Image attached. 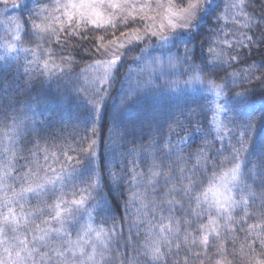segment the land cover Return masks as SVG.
I'll use <instances>...</instances> for the list:
<instances>
[{"label": "snow or ice", "instance_id": "6c2138e0", "mask_svg": "<svg viewBox=\"0 0 264 264\" xmlns=\"http://www.w3.org/2000/svg\"><path fill=\"white\" fill-rule=\"evenodd\" d=\"M252 2L36 0L25 15L20 10L27 0H0L15 25L3 38L7 43L0 42V60L25 53L29 84L66 74L79 50L97 57L83 72L102 69L91 91L78 89L94 111L111 101L121 115L142 97L188 90L212 97L163 127L150 123L139 139L113 130L110 143L120 159L107 181L127 196L123 212L117 204L106 216L96 208L103 177L72 179L84 160L98 154L96 128L72 139L70 155L67 137L41 135L46 121L36 120L31 106L0 113V264H231L220 259L228 255L239 264H264V146L249 158L264 125V104L221 119L253 94L264 101V13L250 12ZM201 20L209 24L202 38ZM100 30L112 33L111 47L97 44L104 39ZM125 42L132 46L121 53ZM131 53L142 66L114 96ZM196 134L201 143H189ZM41 151L43 166L36 162Z\"/></svg>", "mask_w": 264, "mask_h": 264}, {"label": "trees", "instance_id": "16d2710c", "mask_svg": "<svg viewBox=\"0 0 264 264\" xmlns=\"http://www.w3.org/2000/svg\"><path fill=\"white\" fill-rule=\"evenodd\" d=\"M227 3L228 0H224V4ZM35 6L36 0H27L25 7L20 11L27 15L29 14V10ZM248 10L254 12L257 16L264 13V0H259V3L253 0ZM15 15L17 13L12 11L11 16ZM10 18V16L3 12V9H0V42L7 43L3 39L4 36L6 34L10 35L15 31V25L8 22ZM27 27L30 28V23ZM89 27L93 26L89 25ZM208 28L209 24L205 20H202L200 28L201 38ZM116 34L119 35V32ZM99 35H103L104 39L100 41L97 38L98 45L105 46L109 44L110 39H114L110 31L104 32L100 30ZM86 42L82 41V43ZM14 43H17V47H19L18 42ZM25 47H31V45L25 44ZM73 47L78 48L79 46L73 45ZM0 54H3V49H0ZM197 54H199V48H197ZM17 55L19 56L18 60L13 58ZM136 55L137 53L133 54L131 60L127 59L124 68L121 69V77L113 86L114 96L128 87L129 80L135 79L136 73L142 66L139 61L133 62V57ZM24 56L25 53L23 52H19L18 54L12 53L6 56L5 59L0 60V113L11 114L18 108L31 106L36 111L35 119L46 121V126L40 130L41 135L67 137L65 151L70 155L73 153L68 150L67 145L75 147V142L72 139L78 140L82 136H90L92 128H96L98 154L91 160H84L77 167L72 179L74 182L80 183L92 175L103 177L100 185L101 192L96 203L97 211L101 216L114 214L117 204L121 205L120 211L123 212V201L127 196V193L121 195V192L116 190L115 186L107 181L108 170L120 159L119 150L114 151L110 143L113 130L120 128L128 136L139 139L141 135L147 134L150 123L156 121L163 127L166 121L179 111L187 110L188 108L198 109L202 105H208L212 99L206 91L200 89L197 91L188 90L179 94L148 95L142 97L137 103L130 105L121 115L117 113L111 101H109L107 108L94 111L78 89L91 91L96 86L94 78L102 69L90 72L82 71L87 65L95 63L96 56H93L90 52H80L77 50L76 53L73 52L76 62L66 74H61L52 79L46 77L34 78L30 84L24 72ZM121 80L124 82L121 83ZM104 87H107V85H104ZM116 103H119L118 96ZM262 104H264V101L260 99L259 95L253 94L247 104L237 105L234 111L222 114L221 119H224L225 115L229 117L235 115L239 118L245 112L258 110ZM228 106L230 109L233 107L231 103ZM198 137L199 134H196L188 142L192 144L201 143ZM31 139L33 138H28L29 142ZM45 146L47 145L42 142L41 147ZM262 146H264V125L259 127L258 133L254 137L253 145L250 146L249 158L252 159L259 156ZM51 151L52 149H50ZM43 156L44 153L41 151L36 158V162L40 166H43L45 163ZM48 163L51 164V160ZM209 176H211V173H209ZM67 182L71 184L70 180ZM253 187L259 192V189L255 188V185ZM93 215L95 216V213ZM125 233L127 234L126 227ZM242 237L243 232H238L236 236L237 241ZM231 243V238L225 242L228 253L233 251ZM239 246V243H237V249ZM211 255L213 254H210V257ZM220 259L222 261H230L231 264H239L238 260H233L231 255L222 256Z\"/></svg>", "mask_w": 264, "mask_h": 264}, {"label": "rangeland", "instance_id": "374dc122", "mask_svg": "<svg viewBox=\"0 0 264 264\" xmlns=\"http://www.w3.org/2000/svg\"><path fill=\"white\" fill-rule=\"evenodd\" d=\"M20 2H23V0H20ZM107 14H108V13L105 12V15H107ZM201 21H202V20H201ZM233 27H234V26H233L232 24H230V23L227 24V28H228L229 30H231ZM133 35H134V34H133ZM120 39L123 41V40H124V37H121ZM105 46L111 47L110 44H107V45H105ZM130 46H132L131 43H129V42H125V48H124V49H119V51H120L121 53H124V52L126 51V49H127L128 47H130ZM133 54H135V53H131V54H129V56H128V60H131V59H132Z\"/></svg>", "mask_w": 264, "mask_h": 264}]
</instances>
